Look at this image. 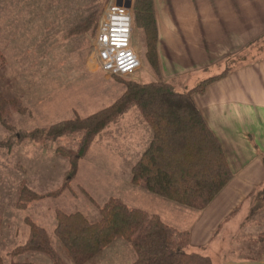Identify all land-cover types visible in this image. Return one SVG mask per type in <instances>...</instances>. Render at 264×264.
I'll return each mask as SVG.
<instances>
[{
	"label": "rangeland",
	"instance_id": "374dc122",
	"mask_svg": "<svg viewBox=\"0 0 264 264\" xmlns=\"http://www.w3.org/2000/svg\"><path fill=\"white\" fill-rule=\"evenodd\" d=\"M109 2L0 0V53L5 59L0 81L6 94L17 98L26 108L24 112H18L14 106L9 109L16 132L46 129L53 124L77 116L85 118L103 110L121 95L118 88H125L126 81H135L137 76H141V82L150 81L152 75H149V70L161 80L160 72L156 73L150 66V59L143 56L146 43L144 35L137 33L135 18L133 45L140 57L141 67L127 76L111 75L100 68L96 48L98 25L95 34L93 29L85 34L69 33L94 12L102 11L100 20ZM235 65L236 58H228L220 61L219 67H226L230 71ZM189 74L168 82L182 91L188 85L187 78L192 75ZM113 82L120 85H114ZM128 109L139 112L135 105L126 108L125 112ZM124 113L96 134L79 162L78 172L71 180L70 188L59 196L31 201L24 209L16 207L23 186L40 193L61 186L67 178L70 164L68 158L57 152V148L76 150L82 132L57 139L46 135L39 141L25 136L21 140L15 137V145L11 149L0 146V255L5 264H11L14 260L52 264L41 253L30 252L20 258L11 256L13 248L28 240L30 227L27 220L44 227L53 245L59 248L54 233L57 210H81L90 220H96L99 211L95 204L103 205L110 197H118L132 207L158 214L177 229L191 227L199 210L131 183L130 168L147 146L151 130L143 117L140 123L136 115L127 114V117L123 116ZM10 134L0 123V140L7 139ZM255 199L256 192L250 198L251 203H245L234 213L232 219L222 225L209 247L201 252L208 254L212 248L217 251L219 258L222 255L232 257L239 252L241 244L248 247L257 243L258 235L252 231L254 227L249 230L243 228L244 224L261 225L258 218L252 215L261 218L259 214L263 208L253 210ZM135 257L131 245L120 238L108 246L93 264H129Z\"/></svg>",
	"mask_w": 264,
	"mask_h": 264
},
{
	"label": "trees",
	"instance_id": "16d2710c",
	"mask_svg": "<svg viewBox=\"0 0 264 264\" xmlns=\"http://www.w3.org/2000/svg\"><path fill=\"white\" fill-rule=\"evenodd\" d=\"M132 7L137 33L144 35L146 43L144 56L150 59V66L159 74L154 0H134ZM101 12L90 14L69 33L85 34L93 29L95 34ZM4 65L5 59L0 53V73ZM226 75L227 71H224L206 78L186 92L162 79L145 84L126 81L123 95L107 108L85 118L77 116L29 133L15 131L9 109L14 106L18 112H24L26 108L17 98L6 94L0 81V123L11 133L7 139L0 140V146L11 149L15 137L21 140L25 136L39 141L46 135L57 139L82 132L76 150L57 148L70 164L61 186L45 193L23 186L16 207L24 209L31 201L59 196L70 188L79 162L96 134L126 108L135 105L151 130V138L130 168L131 183L187 207L205 209L234 174L221 142L208 126L193 97L204 94L213 82ZM255 201L254 211L264 206V186L256 191ZM95 205L99 211L96 220H90L81 210H57L54 233L59 248L53 245L44 227L27 220L30 227L28 240L13 248L11 256L20 258L34 252L43 254L52 264H93L108 246L121 238L136 254L129 264H212L209 256L191 249L189 230L169 225L160 215L132 207L118 197H110L103 205ZM0 264H5L1 255ZM11 264L38 263L14 260Z\"/></svg>",
	"mask_w": 264,
	"mask_h": 264
},
{
	"label": "crops",
	"instance_id": "0c3cea01",
	"mask_svg": "<svg viewBox=\"0 0 264 264\" xmlns=\"http://www.w3.org/2000/svg\"><path fill=\"white\" fill-rule=\"evenodd\" d=\"M154 8L162 80L195 74L187 78L188 85L182 88L186 92L204 79L227 71L219 67L220 61L236 58V65L225 77L213 82L204 94L193 97L221 142L234 174L186 229L190 231L191 249L202 253L222 225L245 203H251L253 193L264 186V0H154ZM148 73L153 76L150 81H139L141 76L135 81H159L152 71ZM118 90L122 93L117 99L125 88ZM133 111L128 109L123 116L136 115L141 123V112ZM249 210L251 215L252 205ZM252 215L261 225L244 224L243 228L254 227L258 242L248 247L241 244L232 257L219 258L211 248L203 254L212 264H264V206L261 218Z\"/></svg>",
	"mask_w": 264,
	"mask_h": 264
},
{
	"label": "built area",
	"instance_id": "2783aa9c",
	"mask_svg": "<svg viewBox=\"0 0 264 264\" xmlns=\"http://www.w3.org/2000/svg\"><path fill=\"white\" fill-rule=\"evenodd\" d=\"M110 0L98 24L96 48L100 68L111 75L127 76L141 67L133 45L134 10L128 2Z\"/></svg>",
	"mask_w": 264,
	"mask_h": 264
},
{
	"label": "water",
	"instance_id": "95a60500",
	"mask_svg": "<svg viewBox=\"0 0 264 264\" xmlns=\"http://www.w3.org/2000/svg\"><path fill=\"white\" fill-rule=\"evenodd\" d=\"M127 5H128V6H131V5H132V2H131V1H130V2H128V3H127Z\"/></svg>",
	"mask_w": 264,
	"mask_h": 264
}]
</instances>
